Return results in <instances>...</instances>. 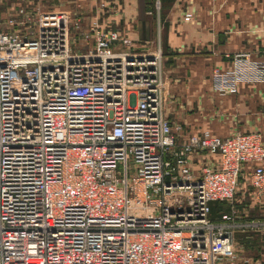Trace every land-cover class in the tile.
<instances>
[{
	"label": "built area",
	"instance_id": "2783aa9c",
	"mask_svg": "<svg viewBox=\"0 0 264 264\" xmlns=\"http://www.w3.org/2000/svg\"><path fill=\"white\" fill-rule=\"evenodd\" d=\"M18 14L5 23L21 31L0 24V264H236L228 224L246 166L264 206L261 134L178 138L160 45L135 54L97 18ZM226 58L215 90L235 95L251 54ZM213 202L228 204L218 221Z\"/></svg>",
	"mask_w": 264,
	"mask_h": 264
},
{
	"label": "crops",
	"instance_id": "0c3cea01",
	"mask_svg": "<svg viewBox=\"0 0 264 264\" xmlns=\"http://www.w3.org/2000/svg\"><path fill=\"white\" fill-rule=\"evenodd\" d=\"M138 3L139 0H106L108 10L102 11L96 0H0V24L7 31H21L10 29L5 22L19 19L20 9L32 8L66 13L79 19L84 27L97 18L106 29H115L112 21L124 16L132 25V34L126 36L132 42L147 44L142 40V31L145 29L147 37L145 16L151 14L143 3ZM159 4L167 84L164 113L177 137L186 138L202 130L220 137L259 132L264 145V0H159ZM186 13L192 15L188 23L183 21ZM143 46L139 45V51L144 50ZM241 53L251 54L253 78L239 83L235 95L219 94L215 76L233 69L227 55ZM205 161L195 157L192 168L199 171ZM234 203L238 215L228 227L234 236L236 264H264L262 238L260 246L252 242L253 234L261 237L264 228V206L254 205L249 190L236 192ZM221 205L218 213L213 212L215 221L229 211L228 204ZM250 212L255 213L251 216ZM214 264L228 263L220 260Z\"/></svg>",
	"mask_w": 264,
	"mask_h": 264
},
{
	"label": "rangeland",
	"instance_id": "374dc122",
	"mask_svg": "<svg viewBox=\"0 0 264 264\" xmlns=\"http://www.w3.org/2000/svg\"><path fill=\"white\" fill-rule=\"evenodd\" d=\"M123 2V0H122ZM159 2V0H139L138 6H140V4H144L146 6L145 11L150 13V16H145L148 19L146 20L147 22V26H148V35L147 37L145 36V32L146 31H142L143 35H144V39L142 40H146L149 43L147 44H143L140 41H134V47L132 48V52L131 53H139L138 51L141 49V47H139V45H144V51L148 48L152 49L155 46L160 45L161 46V35H162V18H161V10H160V6H157V3ZM121 5V4H120ZM159 5V4H158ZM29 7H33V6H29ZM123 10V9H122ZM121 11V10H120ZM129 21L128 19L121 17L116 19L115 21H112L113 26L115 29L121 31L120 33L122 35H130L131 32V24H129V22L127 23V21ZM145 22V20H144ZM159 22V24H158ZM144 26V23H143ZM138 49V50H137ZM142 51V50H141ZM247 171V168H246ZM248 174L247 173H243L241 175V179L239 180V186L237 189V192L239 191H248L249 190V182H248ZM220 209V207H218ZM224 209H227L226 205H224ZM255 212H250L249 214L252 216ZM257 233H254L252 236V242L254 244V246H260V240L261 237L260 235H256Z\"/></svg>",
	"mask_w": 264,
	"mask_h": 264
},
{
	"label": "trees",
	"instance_id": "16d2710c",
	"mask_svg": "<svg viewBox=\"0 0 264 264\" xmlns=\"http://www.w3.org/2000/svg\"><path fill=\"white\" fill-rule=\"evenodd\" d=\"M110 30H117V29H110ZM117 31H119V30H117ZM119 32H121V31H119ZM247 171H249V167H247ZM247 171L245 173H247ZM240 179H241V177H240ZM249 190H250V188H249ZM221 204L222 203H220V202H213V203H211V218L213 216V212H214V214H216V213H218L222 209L223 205H221ZM218 207H220V209Z\"/></svg>",
	"mask_w": 264,
	"mask_h": 264
}]
</instances>
